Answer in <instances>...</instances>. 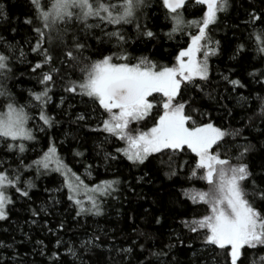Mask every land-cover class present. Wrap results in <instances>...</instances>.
Returning a JSON list of instances; mask_svg holds the SVG:
<instances>
[{
	"label": "snow or ice",
	"instance_id": "obj_1",
	"mask_svg": "<svg viewBox=\"0 0 264 264\" xmlns=\"http://www.w3.org/2000/svg\"><path fill=\"white\" fill-rule=\"evenodd\" d=\"M193 2L201 8L206 6V10L199 19L186 22L183 12L187 10L189 0H162L163 7L171 15L173 22L171 32L167 33L169 39L186 27L195 26L197 29L191 35L188 46L182 48L175 56V62L168 66L148 57L137 58L132 63L130 55L125 51L124 46L128 40L120 28L136 22V28L140 32L138 13L145 0H120L118 3L113 0H29L31 11L23 24L36 34L35 43L29 42L30 52L37 57L35 64L31 65V72L38 74V83L43 87L40 91L29 90L30 100L27 104L20 105L17 102L2 81L10 78L14 61L25 58L26 53L21 47L0 37V97L4 99L0 105V147L14 157V160L0 159V221L9 219V206L15 204L10 192L14 190L20 197L31 199L30 192L35 184L22 177L33 168L37 178L48 171L60 172L64 176V186L68 189L67 199L76 208L77 217L103 215L100 198L111 196L119 190L120 181L116 179L104 180L89 188L59 157L54 144L49 146L40 159L31 164L24 163L22 156L27 150L25 141L36 139L34 129L29 127L32 116L28 109H37L39 120L47 128L57 124L55 117L47 114L46 108L52 99V88L59 80L64 92L87 97L103 110L106 118L93 131L108 133L123 141L125 147H117L115 151L133 165H145L146 161L150 162V157L155 159L157 154H166L168 160H161V163L167 164L169 171L166 175L171 179L179 176L183 166L188 164V161H184V165L173 167V158L186 149L194 154V163L186 178L190 181H204L207 189L193 187L181 191L192 204L207 206V212L198 218L182 220L181 224L190 232H203L205 246L223 250L228 257V264H245L250 250L264 251V166L257 173L247 162L248 157L256 151L255 146L243 135V128L223 129L211 119L198 122L197 115L205 114L193 106L191 99H185V93L191 88L203 91L198 81L209 80V57L217 55L220 46V41L212 39L210 26L218 22L219 13L228 10L229 0ZM3 9L4 6L0 4V18L7 20L8 16ZM90 19H94L96 23H89ZM244 23L254 30L257 24L264 26V13L253 11L249 13V20ZM61 25L65 27L61 28ZM76 25L82 26L79 31L100 29L107 42L113 43L116 51L109 50L111 54L108 55L102 50L98 51L99 59L85 55L89 45L86 39L80 37L79 31L72 32L70 39L67 38L69 27ZM104 25L119 27L105 31ZM15 31L14 28L13 32ZM141 34L150 39L156 36L146 25ZM96 39L101 38L97 36ZM257 39L258 51L264 54V27L260 29ZM243 48L240 45L241 51ZM201 52L202 59L198 58ZM76 70L81 75L73 79L72 75ZM249 75L264 85V80L260 79L264 77V70L253 71ZM224 79L228 80V77ZM228 82L234 89L245 87L238 79ZM256 99L259 101V115L264 119V96L258 95ZM241 100L246 103L247 97H241ZM63 102L62 97L61 103ZM150 118L153 123L146 130L132 127L134 124L146 123ZM76 119L84 120L85 116L81 114ZM251 126L252 118L246 127ZM39 131L44 132L45 127H40ZM228 137L233 141L239 138L244 143L237 146L235 156L228 157L225 151L222 158L220 149L228 143ZM108 159L116 157L105 153V160ZM82 193L87 197V205L80 198ZM30 211L33 217L39 216L41 212L47 215L44 208ZM35 222L34 220L33 223ZM160 222L157 218L156 223ZM63 227L61 223L60 229ZM146 239L150 237L146 236ZM179 242L183 244L182 240ZM101 243V237L94 235L82 241L79 249L68 246L67 254L74 259H82L80 250L85 253L95 252ZM37 244L43 246V241H37ZM63 244L57 238L56 247ZM11 247L0 242V248ZM167 247L171 249L175 245L169 244ZM140 250L146 251L144 245H140ZM121 251L131 253L133 249ZM40 254H44V247H41ZM166 255L163 251H149L141 264H154L153 257L159 260ZM50 259L55 264L60 257L53 253ZM8 260V257L0 256V264H8Z\"/></svg>",
	"mask_w": 264,
	"mask_h": 264
},
{
	"label": "trees",
	"instance_id": "obj_2",
	"mask_svg": "<svg viewBox=\"0 0 264 264\" xmlns=\"http://www.w3.org/2000/svg\"><path fill=\"white\" fill-rule=\"evenodd\" d=\"M113 2L118 3L120 0ZM0 4L8 16L7 20L0 18V37L21 47L26 53L25 58L14 61L10 78L2 83L13 93L17 102L23 105L30 100L29 90L40 91L43 87L38 83V74L31 72V65L35 64L37 57L30 52L29 42L35 43L36 34L23 24L31 6L29 0H0ZM229 4L226 12L218 14V22L210 26V35L214 41H220V46L218 54L209 57V80L198 81L203 91L191 88L185 93V99H191L193 106L205 114L197 115L198 122L211 119L223 129L243 128V135L256 148L247 162L259 173L264 166V119L259 115L260 107L256 97L264 96V85L249 73L264 70V54L258 51L257 39L264 26L257 24L254 30L244 22L249 20V13L253 11L264 13V0H229ZM204 10L205 6L201 8L189 1L187 10L183 12L185 21L199 19ZM138 22L141 25L140 32L136 22L120 28L127 37L128 43L124 48L132 63L137 58L148 57L161 65L171 66L175 56L197 31L195 26L186 27L169 39L167 33L171 32L173 22L162 0H145L138 13ZM145 25L156 34L155 38L150 39L141 34ZM81 27H69L67 38L70 39L72 32L79 31ZM103 27L105 31H112L119 26ZM79 35L89 45L84 54L92 59L100 58L98 51L102 50L105 55L116 51L113 43L107 42L100 29L79 31ZM97 36L101 39L97 40ZM240 45L244 46L242 51ZM80 75L76 70L72 78L76 79ZM224 77H228V80L238 79L245 87L234 89ZM260 79L264 80V77ZM50 95L52 99L46 112L55 117L58 123L49 129L41 121L42 127H45L44 132H37L30 124L36 139L25 141L27 150L22 156L24 163L31 164L40 159L49 146L54 144L63 162L89 188L101 181L116 179L120 181L119 190L111 196L100 198L103 215L77 217L76 208L67 199L68 189L64 186L60 172L48 171L39 178L35 168L25 172L22 179L32 180L35 184L30 192L31 199L20 197L14 190L10 192L15 204L9 206V219L0 221V242L12 246L0 248V256L9 258L8 264H54L50 259L53 253L60 257L55 264H141L149 251L167 253L159 260L153 257L154 264H228V257L223 250L203 244V232H190L181 224L182 220L198 218L207 212V206L194 205L182 195V189H207L204 181H190L186 178L194 163V154L190 150L186 149L173 158V167L184 165V161H188V164L183 166L179 176L171 179L166 175L169 171L167 164L161 163V160H168L166 154H157L155 159L150 157V162L146 161L145 165H133L115 151L117 147H124L123 141L114 136L107 140L104 137L108 133L93 131L100 126L99 117H106L102 109L87 97L64 92L59 80ZM241 97H247V102L241 100ZM3 102V97H0V105ZM81 114L85 119L77 120L76 117ZM250 118L253 119V126L246 127ZM147 123H153V120L150 118ZM140 125L147 127L146 123ZM226 139L228 143L220 149L222 158L225 151L228 157L235 156L237 146L244 143L239 138L235 141L231 137ZM105 153H111L116 159L106 161ZM0 159L14 160V157L0 147ZM83 171L90 172L92 178L84 177ZM80 198L87 205V197L83 193ZM40 208H44L47 215L41 212L39 216L33 217L30 209ZM157 218L161 221L159 224L156 223ZM61 223L63 229H60ZM94 235H99L102 241L95 252L85 253L80 250L82 259H74L67 254L68 246L79 249L82 241ZM146 236L150 239H146ZM177 237L183 244H180ZM57 238L64 242L59 248L56 247ZM37 241H43V246L37 244ZM169 244L175 247L169 249ZM140 245H144L146 251L141 252ZM41 247H44L43 255L40 254ZM126 248H132L133 251H121ZM245 264H264V251L250 250Z\"/></svg>",
	"mask_w": 264,
	"mask_h": 264
},
{
	"label": "rangeland",
	"instance_id": "obj_3",
	"mask_svg": "<svg viewBox=\"0 0 264 264\" xmlns=\"http://www.w3.org/2000/svg\"><path fill=\"white\" fill-rule=\"evenodd\" d=\"M89 23H96V21L94 20V19H91L90 21H89ZM105 26V25H104ZM107 26V25H106ZM190 40H191V38L187 41V43L185 44V46L183 47V48H186L187 46H188V44L190 43ZM198 58H200V59H202L203 58V52H201V53H199L198 54ZM29 101V100H28ZM28 101L27 102H25L23 105H25V104H27L28 103ZM91 103H93V104H95L94 102H92V101H90ZM28 111L30 112V115L32 116V119L29 121V127H31V125H32V127L37 131V132H40L39 131V128L40 127H42V124H41V121L39 120V114L37 113V109H32V108H29L28 109ZM104 118H106V117H104ZM102 120V115L99 117V121H98V123H100V121ZM95 123H96V121H95ZM31 124V125H30ZM146 125H147V127H143V126H141L140 124L139 125H132V127L133 128H142V129H144V130H146L148 127H151L152 126V123H147L146 122ZM145 125V126H146ZM111 138V136L109 135V134H107V135H105V137H104V139H110ZM124 143V142H123ZM124 147H125V143H124ZM45 152H47V151H45ZM44 152V153H45ZM44 153H43V155H44ZM42 155V156H43ZM58 155H59V153H58ZM41 156V157H42ZM59 157L63 160V158H62V156L61 155H59ZM53 167H54V165H53ZM88 171H83L82 172V174H83V176L84 177H86V178H88V179H91L92 178V176L90 175H88ZM62 175V174H61ZM63 176V175H62ZM63 178H64V176H63ZM65 179V178H64Z\"/></svg>",
	"mask_w": 264,
	"mask_h": 264
},
{
	"label": "water",
	"instance_id": "obj_4",
	"mask_svg": "<svg viewBox=\"0 0 264 264\" xmlns=\"http://www.w3.org/2000/svg\"><path fill=\"white\" fill-rule=\"evenodd\" d=\"M189 1H193V0H189ZM206 7V6H205Z\"/></svg>",
	"mask_w": 264,
	"mask_h": 264
}]
</instances>
